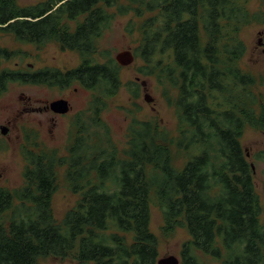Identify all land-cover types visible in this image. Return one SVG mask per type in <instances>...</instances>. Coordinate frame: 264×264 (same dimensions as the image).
<instances>
[{"label": "trees", "instance_id": "trees-1", "mask_svg": "<svg viewBox=\"0 0 264 264\" xmlns=\"http://www.w3.org/2000/svg\"><path fill=\"white\" fill-rule=\"evenodd\" d=\"M125 1L0 0V33L37 46L54 42L79 60L65 72L2 68L17 53L0 45V94L15 81L79 83L90 92L65 153L24 148L23 184L0 188V264H38L46 257L156 264L151 204L160 210L162 235L177 228L188 235L179 264H205L207 256L221 264H264L262 206L240 141L246 125L264 128V106L253 89L264 85V76L238 64L246 51L240 34L264 23V12L250 11L247 0ZM129 13L140 19L135 71L163 87L177 134L157 118L132 117L119 148L102 113L121 88L122 67L97 42L115 15ZM140 85L131 83L133 98ZM168 88L175 90L172 99ZM174 155L185 162L177 165ZM60 167L78 198L56 220L52 198Z\"/></svg>", "mask_w": 264, "mask_h": 264}, {"label": "rangeland", "instance_id": "rangeland-1", "mask_svg": "<svg viewBox=\"0 0 264 264\" xmlns=\"http://www.w3.org/2000/svg\"><path fill=\"white\" fill-rule=\"evenodd\" d=\"M41 0H17L20 5H29ZM125 3V0H117ZM250 11L261 10L264 12V0H247ZM113 12V9L110 10ZM140 19L132 13L115 15L110 25L103 30L98 38L97 46L100 50L106 49L115 57L123 50L134 51L140 41L137 25ZM240 38L245 42L246 51L238 62L239 66L257 78L264 76V23L251 24L244 28ZM261 41V44L258 42ZM0 45L16 51L17 55L10 60L3 61L2 68L37 71L45 67L58 68L62 72L78 65V56L73 51L62 50L54 42L45 45H33L14 40L9 34L0 33ZM165 61V60H164ZM141 60L134 56L131 63L121 66V88L119 92L108 101L107 107L102 113L104 121L109 125L112 139L120 148L125 145V131L132 117L138 119L157 118L166 127L170 134L176 135L177 117L173 103H169L162 95L163 87L157 83L154 77H145L135 71V66ZM29 64H31L29 66ZM136 77L138 80H136ZM146 83L145 88L140 85L137 98L130 93L131 83L141 81ZM77 88L74 91V88ZM261 104L264 106V85L257 82L253 87ZM168 96L172 99L175 90L168 88ZM152 96L151 101L144 99V94ZM69 96L71 110L58 121L60 125L49 132L51 127L49 116L45 112L33 110L45 101H51L57 96ZM31 102H27V98ZM90 92L79 83H74L66 89L59 90L57 86H48L45 83H21L12 82L7 89L0 94V125H8L6 134L0 131V188H16L23 184V171L26 161L23 156L24 148L38 150H57L58 154H64L69 144L68 136L75 115L87 110ZM88 112V111H87ZM87 112L84 119L87 118ZM28 138V139H27ZM242 148L246 152L247 160L254 165V184L259 195L262 213L260 221L264 222V128L246 125L240 138ZM173 151L174 148H173ZM177 165H182L185 159L181 155H174ZM57 185L52 198V211L54 218L60 220L64 213L71 208L78 196L72 193L65 180L64 167L57 169ZM162 217L160 210L151 204L150 230L158 238L159 256L170 254L179 257V250L188 235L183 228H177L170 236L161 233ZM205 264H221L220 261L207 256ZM38 264H75L69 258L58 259L46 257Z\"/></svg>", "mask_w": 264, "mask_h": 264}, {"label": "water", "instance_id": "water-1", "mask_svg": "<svg viewBox=\"0 0 264 264\" xmlns=\"http://www.w3.org/2000/svg\"><path fill=\"white\" fill-rule=\"evenodd\" d=\"M258 43L261 44V41H259ZM133 58H134L133 53L128 49L123 50L121 52H118L114 57L116 62L121 66L128 65L129 63L132 62ZM136 80H138L137 77H136ZM140 84L145 88L146 83L144 82V80L141 81ZM144 99L146 101H151L153 98L148 93H145ZM49 106L53 111L58 112V113H66L69 110V105H68L67 100L62 99V98L51 101ZM0 131H1V134H3V135L6 134L7 133L6 126L0 125ZM247 156H248V153H247ZM250 165L254 171L253 163L251 162ZM179 262H180L179 257H177L176 255H173V254H170L167 256L165 255V256H161V257L159 256L156 259V264H179Z\"/></svg>", "mask_w": 264, "mask_h": 264}, {"label": "flooded vegetation", "instance_id": "flooded-vegetation-1", "mask_svg": "<svg viewBox=\"0 0 264 264\" xmlns=\"http://www.w3.org/2000/svg\"><path fill=\"white\" fill-rule=\"evenodd\" d=\"M33 84H36V83H33ZM48 86H54V85H48ZM58 89L63 91L64 89H66V87H58ZM76 90H77V88L75 87L74 91H76ZM61 98L67 100V102H68L69 110L66 112V113H68L72 108L71 100L69 99V96H66V95L61 96L60 95V96L55 97L53 100H57V99H61ZM53 100H51V101H53ZM51 101H45L44 104L40 105L37 108L32 107L33 110H38L40 112H45L48 114L49 120L51 121V127L48 128L49 132H51L52 130H54L55 128H57L60 125V123L58 122V121H60L59 118L66 114V113H58V112L53 111L49 106ZM27 102H31V98L28 97ZM5 126H6L7 131H8L9 126L8 125H5Z\"/></svg>", "mask_w": 264, "mask_h": 264}]
</instances>
